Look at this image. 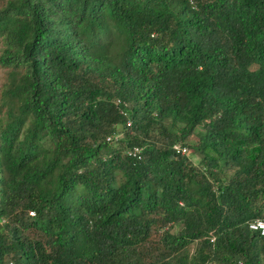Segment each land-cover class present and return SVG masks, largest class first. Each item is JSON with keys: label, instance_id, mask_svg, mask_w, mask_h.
<instances>
[{"label": "trees", "instance_id": "16d2710c", "mask_svg": "<svg viewBox=\"0 0 264 264\" xmlns=\"http://www.w3.org/2000/svg\"><path fill=\"white\" fill-rule=\"evenodd\" d=\"M0 68V264H264V0H0Z\"/></svg>", "mask_w": 264, "mask_h": 264}, {"label": "built area", "instance_id": "2783aa9c", "mask_svg": "<svg viewBox=\"0 0 264 264\" xmlns=\"http://www.w3.org/2000/svg\"><path fill=\"white\" fill-rule=\"evenodd\" d=\"M117 137L114 135L112 136V139L115 140ZM107 141H111V136L106 137ZM173 148H175L176 150L179 149L180 147L178 145H174ZM137 149L133 148L131 154H134V152H136ZM181 152H185V148H181L180 149ZM248 229L252 230V231H256L258 232L259 235H263L264 234V222L261 220H253L251 222L248 223Z\"/></svg>", "mask_w": 264, "mask_h": 264}, {"label": "rangeland", "instance_id": "374dc122", "mask_svg": "<svg viewBox=\"0 0 264 264\" xmlns=\"http://www.w3.org/2000/svg\"><path fill=\"white\" fill-rule=\"evenodd\" d=\"M3 81H4V69H3V68H0V86H1V84H2ZM119 131H121V130H119ZM115 136L118 138V137L121 136V133L118 132V133H116ZM175 145H176V144H175ZM190 158H191V160H192L193 162H196V160H197V158H198V155H197V154H193ZM161 229H163V228H161ZM177 229H178L177 226H173V227H171L169 230L175 232ZM159 232H160V231H156L157 234H158ZM156 233H155V234H156ZM192 250H193V245L188 246V252L191 253Z\"/></svg>", "mask_w": 264, "mask_h": 264}]
</instances>
